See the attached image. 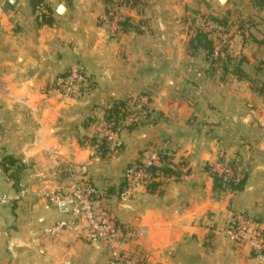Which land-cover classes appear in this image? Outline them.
I'll use <instances>...</instances> for the list:
<instances>
[{"label":"crops","instance_id":"obj_1","mask_svg":"<svg viewBox=\"0 0 264 264\" xmlns=\"http://www.w3.org/2000/svg\"><path fill=\"white\" fill-rule=\"evenodd\" d=\"M137 3L125 10L133 27L110 38L98 22L103 0H0V193L10 197L0 209V264H106L104 243H88L71 228L46 232L70 217L49 195L67 192L77 178L110 189L101 202L134 232L124 246L133 248L136 259L127 264H257L248 246L209 235L211 219L227 220L232 207L250 208V174L241 192L216 198L206 170V165L220 170L228 156L226 142L235 135L220 136L217 129L249 121L235 112L231 96L203 107L234 108L225 125L216 110L208 119L197 106L169 98L193 88L180 81L205 79L206 71L187 68L196 58L185 53L187 34L181 42L170 38L168 23L154 22ZM46 12L50 22L43 19ZM74 63L85 67L91 85L81 96L62 97L50 83ZM208 81L205 90L214 98L216 86ZM142 94L150 111L132 128L121 129L117 146L99 156L86 137L101 139L100 126L113 100ZM155 142L180 174L163 178L161 192L139 187L123 195L124 168ZM5 157L16 159L15 165L7 169Z\"/></svg>","mask_w":264,"mask_h":264},{"label":"rangeland","instance_id":"obj_2","mask_svg":"<svg viewBox=\"0 0 264 264\" xmlns=\"http://www.w3.org/2000/svg\"><path fill=\"white\" fill-rule=\"evenodd\" d=\"M138 1L139 3L137 4L144 6L142 11L143 14H147L150 19L155 18L154 22L156 23H161V21L168 23L166 24L172 28L171 30L169 29L171 32L170 38H174L175 36V38L180 39L181 42L184 33L187 34L188 39V36L194 29H201L215 38L216 45L214 48L220 51L227 47L229 54L235 59V63L241 60V69L244 74L240 76V78L229 73L226 80L222 81L219 78L220 69L217 70L213 76L208 75L206 72L204 75L205 79L201 76H197V78L191 77L190 79L186 78L180 81L184 83L183 85L188 82L189 84H186V86L188 87V85H191L193 88L189 91H186V88H184L183 91L181 90V92L177 90L180 94L174 93L172 97L169 98L173 101H185L188 105L192 104L193 106H197L198 109H201L205 113L207 112L208 116L206 115V117L208 119H211L209 118L211 112L216 110V117H219V121H222L223 124L228 121L226 118L232 117V115L229 114L232 107L237 108L236 110L232 108L231 112L234 113L235 110L239 116H244L248 119V125L232 126L229 124L226 126L224 124L225 126L221 125L217 129V132L220 133L218 135L220 136L226 132H230L233 135L235 133V135L232 140L226 142L228 156L223 157V155L219 157V159L222 157L225 159L223 160V166L218 164L220 170L214 169L211 165L209 166L212 167L214 171L218 172L227 170L226 176L235 177L236 179L240 178L244 172L248 175L250 174L253 185L252 192L249 195L250 197H248L251 201L250 208L247 210H238L239 208L231 206V212L233 214H230L227 220L218 221L215 218L211 219L209 223V233L213 237L221 235L228 236L224 232L216 234L213 232V229L226 228L228 225H231L233 221L236 222L235 226L243 229V232H248L253 224L251 221L252 217L256 216L260 218L261 223L258 224V228L255 230L254 235L250 234V236L246 234L245 238H235L232 240L233 244L238 247L248 246L249 253L255 257L257 264H264V260L261 258V250L264 249V49L262 45L254 41V39L259 41L264 37V8L257 7L252 4L250 0ZM128 6L130 7V5H119V11L122 15H128L125 12ZM114 8L115 6L112 8L110 16L104 12L98 19L99 24L110 38H116L123 32L118 29V26L116 27L114 25V20L117 19ZM210 15L227 18L228 30L226 31L222 27L215 25L209 18ZM140 21H145V19L139 18V22ZM198 56L202 58L204 57V53L200 52L195 56H191L196 58H193L192 61L188 60L187 68L190 70H198L208 67V62L202 61ZM206 80H209L207 84L211 83V85L216 86L214 89L217 91V94H214V98L210 96V91L205 90ZM221 84L227 86L226 90L223 87L220 89ZM194 87H197V91H199L197 95L192 92L195 89ZM230 92H234V96L231 95ZM227 98H230L229 100H231L232 107H228L225 112L222 110L217 111L218 109L215 106H212L210 111L203 109L204 105H210L209 103H211V101H213V103L215 101V104H218L222 100L225 101ZM125 99L127 101V107L130 110H132V106L138 102L139 99L140 101L142 100L143 103L148 101V98L144 94ZM147 104L149 105V102ZM143 117V113L139 114L140 119ZM140 119L137 121L139 122ZM122 125L121 129L127 128L129 121H126ZM103 126L104 120L100 126L101 129ZM119 133L120 131L117 132V135ZM237 135L242 136L239 139ZM151 146L158 151L164 150L160 148V144L157 142L151 143L146 148ZM244 208L246 207H243V209ZM233 216H235L234 219Z\"/></svg>","mask_w":264,"mask_h":264},{"label":"built area","instance_id":"obj_3","mask_svg":"<svg viewBox=\"0 0 264 264\" xmlns=\"http://www.w3.org/2000/svg\"><path fill=\"white\" fill-rule=\"evenodd\" d=\"M122 0H117L120 3ZM114 25L121 19L122 14L119 11V5L115 6ZM218 49L214 48L213 55H218ZM90 84V76L85 67L81 64H73L62 74L53 78L50 83V89L62 97H77L81 95L85 88ZM147 103V101H146ZM143 101L140 99L132 106V110L128 107L122 108L127 116L124 122L129 124L138 122L139 114L145 113ZM128 110V112H127ZM102 137L106 139L110 147H114L117 142V132L112 130L110 126L105 125L101 129ZM144 166L159 162V151L154 147H148L140 157ZM67 173L70 172L69 166L63 168ZM227 170L220 173L227 174ZM72 176L71 174H68ZM231 177V176H230ZM123 178L126 188L123 195H128L139 187H145V184L151 179V175L147 173L139 163L128 165L123 171ZM70 190L67 192H53L49 195L52 203L60 205L65 203L70 213L68 219L59 220L50 226L46 232L55 234L67 228L73 229L82 235V238L88 243L102 242L106 245L107 260L106 264H127L136 259V252L128 245L134 240V232L130 227L116 221L108 207L101 202L105 197V190L98 189L88 180L77 178L71 182ZM10 203V197L5 193H0V209ZM236 222H232L226 228L213 229V232H224L232 239L245 238L247 231L243 232ZM1 232V222H0ZM261 258L264 260V249L261 250Z\"/></svg>","mask_w":264,"mask_h":264},{"label":"trees","instance_id":"obj_4","mask_svg":"<svg viewBox=\"0 0 264 264\" xmlns=\"http://www.w3.org/2000/svg\"><path fill=\"white\" fill-rule=\"evenodd\" d=\"M40 0H38L39 2ZM104 2V11L105 14L110 16L111 10L113 6L118 5H134L135 0H122L120 3L117 2V0H103ZM250 2L254 5H256L259 8H264V0H250ZM50 12V11H49ZM49 12L42 13L43 19L47 22H50L49 20ZM215 25L218 27H222L226 31L228 30V24H227V18L225 17H218V16H212L209 17ZM118 29L120 31H128L130 30L133 25L131 23V18L128 15H122L121 19L117 22ZM254 41L260 45H262L264 49V37L263 39L257 41L254 39ZM215 38L211 37L207 32L201 30V29H194L192 33L188 36V39L185 44V53L188 56H195L199 54L200 52L204 53V59L208 62V67L205 69V71L208 73V75H215L216 71L220 69L219 78L220 80L224 81L226 80V77L229 73L233 74L237 78H240V76H243V71L241 69V60L238 62H234L235 59L231 57V55L228 52L227 47L224 49H221L218 52L217 56L213 55L214 47H215ZM264 64V60H263ZM147 103L149 102V99H147ZM126 99H116L113 100L109 108L104 113V123L105 125L110 126V128L116 132L120 131L122 128V122L125 120L127 114L122 111V108L127 107ZM144 104V110L145 113L149 112L151 107L148 104ZM134 126V123L127 125V128H132ZM89 140V143L95 147V150L99 156H105L110 152V145L106 141L104 137H101L100 140H98L95 136L92 137H86ZM117 146V142L115 144V147ZM146 149H142L138 152V158L135 161L136 163H139L143 169L151 175V179L149 182L145 184V188L149 192L159 191L161 192L160 186L162 184V179L172 176H178L180 174V170L178 165L173 162L170 157L163 151H159V162L153 163L148 166H144L143 163L140 160V157L143 155L144 151ZM16 159H13L12 157H5L4 158V165L8 169L15 165ZM19 168V166H17ZM206 170L212 177V192L214 197L220 198L222 195L228 193V192H241L244 189V186L246 184L247 176L248 174L246 172L243 173V175L240 178L235 177H228L224 173H220L218 171H214L212 167L209 165H206ZM126 188V183L123 178L120 186V191L122 189ZM109 193H111L110 189H107L105 191V195L107 196ZM252 226L248 230V234H255V230L258 228V224L261 223L260 218L253 216L252 219ZM209 235H211L209 233ZM259 235V233H258ZM251 236V235H250Z\"/></svg>","mask_w":264,"mask_h":264},{"label":"water","instance_id":"obj_5","mask_svg":"<svg viewBox=\"0 0 264 264\" xmlns=\"http://www.w3.org/2000/svg\"><path fill=\"white\" fill-rule=\"evenodd\" d=\"M220 1H225V0H220ZM60 7H61V6H59L58 9H60ZM59 206H60L61 209H62V208H63V209H64V208H65V209L67 208V205H66L65 203H62V204H60Z\"/></svg>","mask_w":264,"mask_h":264}]
</instances>
